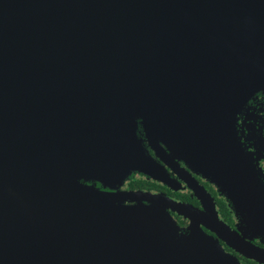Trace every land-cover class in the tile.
Segmentation results:
<instances>
[{"label": "water", "instance_id": "water-1", "mask_svg": "<svg viewBox=\"0 0 264 264\" xmlns=\"http://www.w3.org/2000/svg\"><path fill=\"white\" fill-rule=\"evenodd\" d=\"M259 94L264 0H0V264H242L202 226L264 262L237 130ZM146 142L214 183L238 231L192 180L205 211L122 191L134 173L175 185Z\"/></svg>", "mask_w": 264, "mask_h": 264}, {"label": "flooded vegetation", "instance_id": "flooded-vegetation-1", "mask_svg": "<svg viewBox=\"0 0 264 264\" xmlns=\"http://www.w3.org/2000/svg\"><path fill=\"white\" fill-rule=\"evenodd\" d=\"M264 103L262 95L249 101L247 109H243L238 114L237 130L241 138L242 143L247 147V150L251 154V160L258 165L260 172V179L264 181ZM149 152L158 162L165 167L169 176L175 181L174 187H169L163 183L150 179L147 176L134 173L132 174L126 183L121 187L122 191H143L163 194L171 199L186 203L192 206L197 211H205L202 202L196 196L195 192L190 188L188 181L192 180L197 182L200 186L209 193L212 197V201L215 204V208L218 212L220 220L229 225L233 230L238 231V218L235 215L229 200L220 193L219 188L208 179L199 174L195 169H192L189 164L181 158L172 157L171 151L164 143H160V153L158 156L152 149L150 144L146 142ZM173 219L179 224L180 227L188 229L191 225V221L184 216H181L175 212H171ZM203 230L214 238H217L222 247L228 253L235 255L242 264H264L263 259L259 260L249 259L230 247L223 239H221L215 232L202 226ZM241 235L244 233L240 232ZM247 240L254 245L264 250V235L258 233L255 235L248 234Z\"/></svg>", "mask_w": 264, "mask_h": 264}]
</instances>
